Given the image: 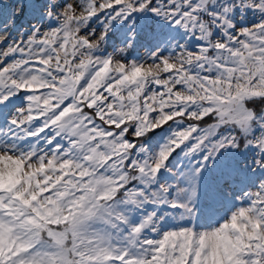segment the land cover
<instances>
[{
    "label": "snow or ice",
    "instance_id": "obj_1",
    "mask_svg": "<svg viewBox=\"0 0 264 264\" xmlns=\"http://www.w3.org/2000/svg\"><path fill=\"white\" fill-rule=\"evenodd\" d=\"M0 264H264V0H0Z\"/></svg>",
    "mask_w": 264,
    "mask_h": 264
}]
</instances>
